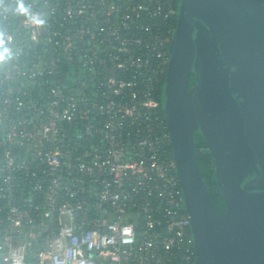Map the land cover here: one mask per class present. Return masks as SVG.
<instances>
[{
	"label": "built area",
	"instance_id": "obj_1",
	"mask_svg": "<svg viewBox=\"0 0 264 264\" xmlns=\"http://www.w3.org/2000/svg\"><path fill=\"white\" fill-rule=\"evenodd\" d=\"M177 14L0 0V264H193L157 97Z\"/></svg>",
	"mask_w": 264,
	"mask_h": 264
},
{
	"label": "water",
	"instance_id": "obj_2",
	"mask_svg": "<svg viewBox=\"0 0 264 264\" xmlns=\"http://www.w3.org/2000/svg\"><path fill=\"white\" fill-rule=\"evenodd\" d=\"M161 104L193 264H264V0H178ZM197 133L211 154L221 213L199 163Z\"/></svg>",
	"mask_w": 264,
	"mask_h": 264
},
{
	"label": "trees",
	"instance_id": "obj_3",
	"mask_svg": "<svg viewBox=\"0 0 264 264\" xmlns=\"http://www.w3.org/2000/svg\"><path fill=\"white\" fill-rule=\"evenodd\" d=\"M176 6V3H175ZM167 21H169V25L172 27H175L176 25V19L175 17H169L167 19ZM28 58H30L29 56L25 57V60H28ZM161 81H164V78H161ZM196 81V76L193 75L190 81V86L193 85ZM162 87V82L159 84L158 86V90H157V97L159 100H161V88ZM162 109V116L165 115V112ZM206 142L205 140L202 138V136L200 134H197L196 136V146L200 147V146H206V151L205 152H199L198 153V159H199V163L201 165V169L205 178V182L209 188V192H210V196L212 198V201L217 209V211L219 213L224 212L225 211V204H224V199H223V195L222 192L220 190V188L217 186V184L215 183V176H214V171H213V166H212V161H211V154L209 151V148L207 147V145H205Z\"/></svg>",
	"mask_w": 264,
	"mask_h": 264
},
{
	"label": "flooded vegetation",
	"instance_id": "obj_4",
	"mask_svg": "<svg viewBox=\"0 0 264 264\" xmlns=\"http://www.w3.org/2000/svg\"><path fill=\"white\" fill-rule=\"evenodd\" d=\"M197 134H199V133H197ZM203 138V137H202ZM204 139V138H203ZM205 145H207V143L205 144ZM207 147H208V145H207ZM197 148H199L200 150H199V152H203V149L205 148V151H206V146H200V147H197ZM215 183H216V181H215Z\"/></svg>",
	"mask_w": 264,
	"mask_h": 264
}]
</instances>
